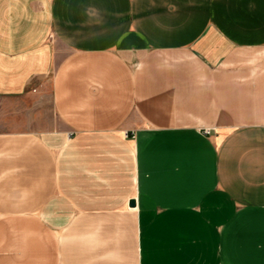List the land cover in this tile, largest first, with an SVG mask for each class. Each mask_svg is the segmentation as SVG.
<instances>
[{"label": "crops", "instance_id": "1", "mask_svg": "<svg viewBox=\"0 0 264 264\" xmlns=\"http://www.w3.org/2000/svg\"><path fill=\"white\" fill-rule=\"evenodd\" d=\"M28 227L58 264H264V0H0V244Z\"/></svg>", "mask_w": 264, "mask_h": 264}, {"label": "rangeland", "instance_id": "2", "mask_svg": "<svg viewBox=\"0 0 264 264\" xmlns=\"http://www.w3.org/2000/svg\"><path fill=\"white\" fill-rule=\"evenodd\" d=\"M61 231L62 228H54L53 237L51 230L44 231L41 238L35 228L6 230L11 242L7 239L0 244V264H58L55 247Z\"/></svg>", "mask_w": 264, "mask_h": 264}, {"label": "water", "instance_id": "3", "mask_svg": "<svg viewBox=\"0 0 264 264\" xmlns=\"http://www.w3.org/2000/svg\"><path fill=\"white\" fill-rule=\"evenodd\" d=\"M131 204L133 205L134 204V201H132Z\"/></svg>", "mask_w": 264, "mask_h": 264}]
</instances>
